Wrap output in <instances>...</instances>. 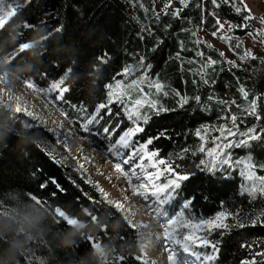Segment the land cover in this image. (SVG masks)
I'll use <instances>...</instances> for the list:
<instances>
[{
	"label": "trees",
	"instance_id": "1",
	"mask_svg": "<svg viewBox=\"0 0 264 264\" xmlns=\"http://www.w3.org/2000/svg\"><path fill=\"white\" fill-rule=\"evenodd\" d=\"M7 1L14 5V12L0 27V57L10 72L43 87L67 76L62 87L68 91L61 100L67 110L94 113L107 102L105 86L122 77L125 67H139L141 59L151 65L150 75L168 92L157 97L167 111L147 112L150 119L137 138L144 142L156 137L150 150L170 160L177 175L188 176L177 194L183 202L192 200L190 212L201 219L222 211L232 214L228 227L214 236L213 264H264V216L260 215L264 196L253 198L242 191L245 181L240 165L216 167L213 163L215 171H206L200 162L207 164L213 157L200 148H210V143L196 135L204 126L224 124L228 107L224 94L230 99V111L237 115L243 114L237 106L243 110L255 100L261 119L249 116L241 128L255 125L258 133L264 132V58L256 55L228 69L213 49L201 44L204 56L217 61L207 73L211 85L192 75L186 59L195 56L197 49L191 24L203 20L208 30L215 28L213 16L203 9L205 3L235 25L232 33L238 36L252 31L249 20L253 17L247 28L240 27L242 17L250 12L237 14L223 0H218L219 8L210 0H189L183 19L157 11L151 0ZM155 13H160L159 18ZM21 45L28 46L20 51ZM241 88L248 93L247 100ZM177 92L189 97L183 107ZM195 96L201 98L199 104L192 99ZM114 106L122 112L119 104ZM226 151L232 161L250 158L256 175L264 176V136L248 147ZM107 201L51 131L39 124L25 128L20 114L0 103V205L13 216L0 214V225L7 226L0 232V264H29L16 245L25 237L15 219L26 221L37 235L34 250L48 264H145L140 230ZM57 208L83 226L66 224ZM10 248L16 250L14 255H9Z\"/></svg>",
	"mask_w": 264,
	"mask_h": 264
},
{
	"label": "rangeland",
	"instance_id": "2",
	"mask_svg": "<svg viewBox=\"0 0 264 264\" xmlns=\"http://www.w3.org/2000/svg\"><path fill=\"white\" fill-rule=\"evenodd\" d=\"M151 1L154 3L157 11L162 10L164 0ZM242 3L245 5V9L250 12V16L253 17V20H249L250 22L252 21V31L245 36H238L230 33V35L238 37L243 42L242 45L239 48H235L234 51L230 50L228 45L223 43L218 37H214L212 31L208 30L204 25L197 23L191 24V33H195V36L192 34L195 40L200 38L208 44H211L212 47H207L206 44L202 43L207 48L213 49L218 55L220 52H223L224 57L220 55L219 57L220 60L226 64L228 69L232 66L240 65L245 60L256 55L264 58V42H261V39H254L251 35L254 31H264V25L260 23V20L264 19V0H242ZM0 6L3 7L4 15L7 16L8 20L11 17V15L8 16V13L11 12L13 14L14 12V5L4 0V4ZM176 8H181L179 0H172L171 7L168 11L171 12ZM203 9H207L210 13H216V11L206 3L203 5ZM216 18L225 25V32H218V35H223L226 33L228 25L232 23L224 17L219 16L217 13ZM181 19H183L182 15ZM186 30H188V28H186ZM232 43L235 45L236 41L233 40ZM196 45L197 49L194 52L195 56L186 57L187 61H195V63H191L192 66L189 67L192 75H195L199 65L209 58L207 56H197L196 52L198 49L200 50L199 47L201 44ZM245 52L250 53L249 58L241 59L240 57ZM227 61H233L234 63H228ZM6 62L4 58L0 57V103L15 114L18 113L14 112L13 109L18 103L22 108L33 112V114L37 116L35 120L25 115L24 111L19 112L23 120V126L29 128L39 124L51 131L59 142H63L66 145V150L76 160L79 168L82 169L91 182L98 186L103 196L107 200H113L123 204L124 211L121 213L132 227L140 230L139 241L144 261L150 264H170L167 257L170 245L166 239L164 229V224L169 218L183 215L185 219L190 218L192 222L199 223L206 220H213L219 214L217 213L209 218L201 219L190 212L188 208L184 207L185 202L181 200L177 193L174 199L170 200L168 204L162 207H157L154 203L143 201L129 186L127 178L124 175V172L130 169V165L124 163L127 150H125V154L122 156H113L108 151L110 145L118 138L120 133L130 126V122L126 120L122 109V112L115 110L114 104L117 103L114 102L109 106L111 108V114H108L107 109H101L100 118L92 123H88L91 115L95 112L88 113L79 111L78 109L67 110L61 103L62 99L56 98L58 95L56 91L48 92L47 95H44L41 92L34 91L32 88H28L26 84L27 81H30L34 84L36 89L47 91L52 83L49 86L43 87L31 79L20 77L7 69ZM133 68L137 69L135 75H139V67ZM123 79H125V77L122 76L118 80ZM129 79H131V77H129ZM194 79L195 83H197V79ZM209 85H211V83H209ZM224 99V103L229 106L230 99L225 96V94ZM117 126H119V131H116L115 135H108L103 131L105 127L114 130L117 129ZM207 127L212 134L218 135V133H215L214 127ZM229 127H231L230 123ZM210 139V136L206 137V141L209 143ZM209 147L211 148V143ZM215 159H219V157ZM118 167L122 168L124 171H119ZM104 193L107 195L105 196ZM257 194L260 193L257 192ZM0 214L13 218V216L1 205ZM15 222L18 225L19 232L25 237V242L17 243L16 245L23 250L28 263L48 264L45 258L34 250L33 244L37 242L38 237L32 231L28 223L26 221H19L18 219H15ZM224 223L226 225L228 224V218ZM75 226L81 227L83 223L78 222ZM222 229L224 228L212 230L207 234L206 238L217 246V243L213 239L215 234ZM199 234L204 235L202 231ZM146 245L149 249L147 250L148 252L146 251ZM171 247L176 248V264H185L183 259L188 256L189 252H193L198 258L196 262L193 261L190 264H213L217 256L216 251L214 259H207V256L213 254L211 247L201 248L197 246L195 251L187 252L176 245H171ZM96 248L100 251L99 247Z\"/></svg>",
	"mask_w": 264,
	"mask_h": 264
},
{
	"label": "snow or ice",
	"instance_id": "3",
	"mask_svg": "<svg viewBox=\"0 0 264 264\" xmlns=\"http://www.w3.org/2000/svg\"><path fill=\"white\" fill-rule=\"evenodd\" d=\"M214 8H219L220 3L218 0H210ZM224 3L231 5L237 14H240L242 10H245V5H243L242 0H223ZM172 0H164L163 8L161 12L164 15H171L174 18H181V13L184 8L189 5V0H179L181 8L173 9L169 13L168 9L171 7ZM4 4V0H0V5ZM12 15L11 12L8 16ZM157 18H159L160 13H155ZM214 18L215 28L212 31L214 37H218L223 43L227 44L230 50H235L242 45V41L238 37L230 35L233 32L235 25L229 24L226 33L223 35H218V32H225V25L218 18H216V13H210ZM250 15L242 17L243 23L240 26L242 29L247 28L249 25L247 21L251 19ZM7 22V16L4 15L3 7L0 6V27H2ZM204 21H201L203 24ZM260 23L264 25V19L260 20ZM28 27V25H25ZM59 30V29H58ZM195 36V33H192ZM254 39H261L264 42V31H254L251 33ZM235 40L236 43L233 45L232 41ZM196 44H206L207 47H212L206 41L200 38L195 40ZM28 45H21L19 50L23 51ZM197 56L203 57L204 53L199 49L196 52ZM219 55L224 57V53L220 52ZM250 53L245 52L240 58H249ZM255 59L256 57H251ZM228 63H234L233 61H227ZM188 63H195L194 60L188 61ZM217 61L211 59L210 57L204 63H201L196 70L195 75L201 77V82L208 84L207 73L209 69H212ZM137 69L127 66L123 69L121 75L125 77L123 80H117L115 83H109L105 87L107 89V102L98 105L95 109V113L91 115L88 123H92L100 118L101 109H107L108 114H111V108L109 107L112 103H117L121 106V109L126 117V120L130 122V126L124 129L117 139L110 145L108 151L113 156H122L127 150V155L124 163L130 165V169L124 172L127 178L129 186L135 191L136 195L145 202L154 203L157 207H162L169 203L170 200L174 199L177 190L181 186V181L187 180L188 176L185 174L177 175L174 170V166L170 160L159 159V153L156 150H150L149 146L153 144L156 137L148 138L144 142H140L136 139L140 133L145 131L143 125H146L150 119L147 112H154L159 114L161 111H167L158 102V95L163 94L168 95L167 91H164V84H162L158 78L150 75L151 65H146L141 59L139 61V75H135ZM71 72V69L68 70ZM131 77V79H129ZM67 76L62 78L58 82H54L50 85V88L45 91L42 89H36L34 84L27 81V87L32 88L36 92H41L47 95L48 92L56 91L58 93L57 99L63 98V93L68 91L67 87H62L64 80ZM241 93L243 94L245 100L248 98V93L241 88ZM179 97V106L183 107L184 104L189 102V97L182 96L180 93L175 94ZM196 103H200V97L195 96L192 98ZM209 100L213 97H208ZM223 103V101H221ZM235 104V102H232ZM242 115L233 114L230 111L231 105H229L225 110V120L224 124H218L215 127V133L212 134L207 126H204L197 130L196 135L200 138L202 142L208 143L206 137L210 136L211 148H206L202 146L200 148L201 152H206L209 157H213V160L201 161V165L205 166L206 171H215L213 163L216 167L222 165L230 166H242V171L240 175L246 182L242 186V191L247 193L249 196L255 198L257 192L264 195V176L255 175V166L251 163L250 158L248 160L238 159L236 161L231 160V155L226 149L233 148H244L248 147L253 140L261 139L264 136V132H259L255 125L246 126L243 129L241 125L247 117H253L256 120H260L261 116L257 110V103L255 100L249 102L246 109L240 110ZM147 110V111H146ZM14 112L19 113L24 111V114L30 116L33 120L37 119V116L31 111H27L22 108L18 103L13 109ZM229 123L231 127H229ZM108 135H115L116 131H119V126L117 129L110 130L105 127L103 130ZM161 133L160 135H164ZM219 157L216 161L215 158ZM82 167V165H81ZM119 171H124L122 168L118 167ZM135 181V182H134ZM162 181V182H161ZM103 192V190L101 189ZM106 196L107 194L104 193ZM35 199V197H33ZM110 205H113L117 210L124 211L123 204L115 202L113 200L107 201ZM192 204V200L189 199L185 202L184 207L188 208ZM56 213L61 217L66 224L76 225L78 221L73 217L67 215L63 210L57 208ZM89 215H91L89 213ZM232 215L231 213L222 211L213 220H206L203 222L195 223L191 219H185L183 215L176 216L175 218H169L164 224L165 236L169 242L168 249V261L170 264H176V248L171 247V245H176L184 249V251H195L197 246L201 248L211 247L212 255L207 256L208 260L214 259V255L217 251V246L209 241L206 236L212 230L217 228L228 227L224 221ZM264 216V213L260 214ZM95 219V217H92ZM259 220V217L257 218ZM256 221H254L255 223ZM243 227L244 225H239ZM204 235H200V232ZM94 247H98L95 243ZM255 255V253H253ZM264 257V253L261 254ZM145 264L147 262L145 261ZM244 264H254L252 261H245Z\"/></svg>",
	"mask_w": 264,
	"mask_h": 264
},
{
	"label": "bare ground",
	"instance_id": "4",
	"mask_svg": "<svg viewBox=\"0 0 264 264\" xmlns=\"http://www.w3.org/2000/svg\"><path fill=\"white\" fill-rule=\"evenodd\" d=\"M147 250H149V249H148V247H147V245H146V251H147ZM147 252H148V251H147ZM187 258H190V259H189V260H190V263L193 262V261L196 262V261L198 260V258L195 256V254H194L193 252H189ZM191 259H192V260H191Z\"/></svg>",
	"mask_w": 264,
	"mask_h": 264
},
{
	"label": "clouds",
	"instance_id": "5",
	"mask_svg": "<svg viewBox=\"0 0 264 264\" xmlns=\"http://www.w3.org/2000/svg\"><path fill=\"white\" fill-rule=\"evenodd\" d=\"M6 225H0V232H3V231H5L6 230ZM15 249H12V248H10L9 249V255L11 256V255H14V253H15Z\"/></svg>",
	"mask_w": 264,
	"mask_h": 264
}]
</instances>
